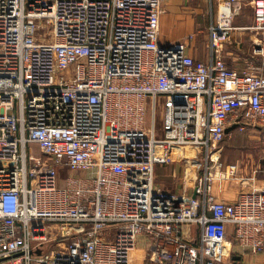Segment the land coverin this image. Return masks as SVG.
<instances>
[{
    "label": "built area",
    "instance_id": "1",
    "mask_svg": "<svg viewBox=\"0 0 264 264\" xmlns=\"http://www.w3.org/2000/svg\"><path fill=\"white\" fill-rule=\"evenodd\" d=\"M217 1L205 64L159 44L165 0H0V264H131L139 237L146 264L264 253V186L213 193L240 171L220 160L227 127H264V0L240 72L217 54L240 0ZM167 145L197 149L195 198L155 185Z\"/></svg>",
    "mask_w": 264,
    "mask_h": 264
},
{
    "label": "crops",
    "instance_id": "2",
    "mask_svg": "<svg viewBox=\"0 0 264 264\" xmlns=\"http://www.w3.org/2000/svg\"><path fill=\"white\" fill-rule=\"evenodd\" d=\"M250 1L251 0H240L238 4H236V11L232 22V24L234 25V30L230 32L229 37L220 46V49L217 53L219 57L226 62L228 67L234 69L237 72H240L244 67L245 62H247V60L251 58L250 55L252 47V34L250 33V29L253 27V17L252 9H250L249 5ZM199 2L201 4L202 1L165 0L163 4L164 13L160 17V31L158 42L159 44H162L164 46H171L176 45L177 43H183L186 45V53L190 57L195 58L205 64H208L212 59L209 28L210 25L215 22L216 17H214V19L210 16L207 20H196L195 14L200 16L203 12L197 7V4ZM218 2L219 1L217 0H210V3L214 5L215 9ZM246 10H248V13H244V11ZM247 130L252 133H260L262 135L264 151V127L258 129L247 128ZM231 132L230 133L232 135L229 136H237L236 130H233ZM160 136L161 131H159L158 133V138ZM249 138L256 139V136H249ZM252 145L254 144L252 143ZM242 147L243 146H241L240 144L228 145V150H225L226 146H224L222 147L221 152L224 153V150L225 153L235 151L238 152V150H241ZM162 148L157 147L155 151L156 159H159L157 165L161 168L164 167L166 164V162L163 163L164 158L166 156H164L165 150H161ZM249 180L253 182V180ZM251 182L249 183V185L252 184ZM214 184V196L217 200L222 202H233L236 200L237 195L242 192H236V190L235 192L233 191V193L228 192L226 190L225 182H216ZM182 185V192H185L189 195H193V185L191 181L189 182V185H191L190 188H187L185 182ZM183 233H185V236L186 234L188 236H197L195 227L185 226L183 228ZM144 242L145 239L143 237L138 238L131 264H146L145 261L147 255L145 254L146 248H144ZM229 252L230 257L229 259L225 258V264H264V253L259 255L247 254L242 256L239 254L237 248L234 246ZM234 256H237L238 259L233 258Z\"/></svg>",
    "mask_w": 264,
    "mask_h": 264
},
{
    "label": "rangeland",
    "instance_id": "3",
    "mask_svg": "<svg viewBox=\"0 0 264 264\" xmlns=\"http://www.w3.org/2000/svg\"><path fill=\"white\" fill-rule=\"evenodd\" d=\"M202 1L197 4V7L203 11L201 15L196 16V20L205 19L208 17H217V10L214 8V5L210 3V0H200ZM244 13H248V10L244 11ZM195 18V17H194ZM215 19V18H214ZM232 26H234L232 24ZM252 34L251 44H254L257 41L258 36L254 32H250ZM254 42V43H253ZM148 111H151L150 102L147 105ZM161 115H162V107L160 104L157 106L156 114H155V124L158 133L161 130ZM150 123L147 121L146 128L150 127ZM232 133V132H231ZM231 133L227 134V138L217 146L218 149L226 146L225 150H228V145L240 144L242 147L238 152H227L221 153V161L225 164L235 163L240 168V171L237 177L233 179H229L225 181L226 190L228 192H240L245 191L250 188L249 183L251 182L249 179L253 180L257 186H264V151H263V139L262 135L259 133H252L249 130L245 129L243 132L237 131V136H229ZM256 136V139H250L249 136ZM231 137V138H230ZM252 143L254 145H252ZM162 148V147H161ZM231 149V148H230ZM159 150V149H158ZM161 150L164 151V162H166L164 167L158 166V158L155 159L154 163V183L155 185L162 188L164 191H167L171 195H180L182 193V184L185 182L187 188H190L189 180L191 178V173L193 171L192 165L195 163L196 151L197 149L191 146H164ZM30 153L32 156H40L45 161L48 159L39 152L37 147L32 146L30 149ZM168 157V158H167ZM60 178H64L67 173L65 170H59ZM145 178L143 177V181ZM62 184V183H61ZM220 184V183H219ZM222 184V183H221ZM224 184V183H223ZM238 188V189H237ZM238 190V191H237ZM181 191V192H180ZM214 192V190H213ZM237 194V193H236ZM52 226V225H51ZM53 227V226H52ZM185 234V233H184ZM188 238V235L185 236ZM195 237V236H192ZM145 243V242H144ZM146 252L145 254H149L147 247L145 245Z\"/></svg>",
    "mask_w": 264,
    "mask_h": 264
},
{
    "label": "water",
    "instance_id": "4",
    "mask_svg": "<svg viewBox=\"0 0 264 264\" xmlns=\"http://www.w3.org/2000/svg\"><path fill=\"white\" fill-rule=\"evenodd\" d=\"M237 126H238L237 124H234V125L227 127V129L225 130V134L227 135V133H230L231 131L235 130L237 128ZM195 196H196V194H195V192H193L192 197L195 198ZM233 258L238 259L237 256H234Z\"/></svg>",
    "mask_w": 264,
    "mask_h": 264
},
{
    "label": "trees",
    "instance_id": "5",
    "mask_svg": "<svg viewBox=\"0 0 264 264\" xmlns=\"http://www.w3.org/2000/svg\"><path fill=\"white\" fill-rule=\"evenodd\" d=\"M227 138V136L225 137V139Z\"/></svg>",
    "mask_w": 264,
    "mask_h": 264
}]
</instances>
